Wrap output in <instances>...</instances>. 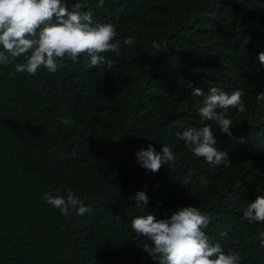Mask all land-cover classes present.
Listing matches in <instances>:
<instances>
[{
  "label": "trees",
  "instance_id": "16d2710c",
  "mask_svg": "<svg viewBox=\"0 0 264 264\" xmlns=\"http://www.w3.org/2000/svg\"><path fill=\"white\" fill-rule=\"evenodd\" d=\"M64 2L112 24L120 54H104L111 68L86 67L87 56L59 61L68 67L55 73L16 72L24 57L0 65V264H156L131 219L189 205L210 218L202 230L225 254L264 264V222L243 217L264 195V108L255 99L264 92V0ZM129 36L134 43L125 46ZM212 86L241 91L247 108L227 110L231 135L204 122L227 153L215 166L177 136L201 125L203 97L193 89ZM149 144L167 145L174 161L145 170L134 154ZM68 190L91 211L65 216L42 199ZM137 191L146 205L133 199Z\"/></svg>",
  "mask_w": 264,
  "mask_h": 264
},
{
  "label": "clouds",
  "instance_id": "9594fccd",
  "mask_svg": "<svg viewBox=\"0 0 264 264\" xmlns=\"http://www.w3.org/2000/svg\"><path fill=\"white\" fill-rule=\"evenodd\" d=\"M103 5L104 0H98V6ZM116 36L112 24L93 21L92 10H83L80 3L69 10L64 0H0V65L7 66L13 60L24 57V63L15 64L16 72L36 74L43 67L55 73L61 67H68L59 61L69 59L76 62L80 56L90 58L86 67L107 65L111 68L114 61L104 54H120V42H113ZM133 43L131 36L123 39L125 46ZM153 46L157 50L161 48L155 42ZM258 59L264 65V52L258 53ZM192 95L203 97L197 109L201 125L185 128L177 133L178 138L185 142L195 157L203 158L213 166L228 161L227 153L214 146L216 139L212 123L204 122H214L215 129L231 135L230 128L234 123L228 117L227 110L247 111L242 100L243 93L239 90L228 93L212 86L207 93L196 87ZM255 99L264 108V92H259ZM61 123L69 125L75 122L70 118H61ZM134 155L136 162L152 173L175 159L167 145H162L157 151L149 144ZM192 175V172L187 174L188 177ZM188 183L189 179L186 178L183 184ZM239 186L240 181L237 180L235 187ZM42 199L65 216L71 213L84 216L91 211L71 190L67 191L66 196L59 191L44 193ZM133 199L142 206L148 202L143 191H137ZM243 217L249 222H264V195H257L248 203ZM209 220L200 209L189 205L178 207L167 217L159 219L152 214L135 216L130 225L135 233L150 241L142 248L156 264H239L242 259L239 254H225L221 245L212 243L202 230ZM225 235L221 233V236ZM260 236L264 237V232ZM260 243L264 245V239Z\"/></svg>",
  "mask_w": 264,
  "mask_h": 264
}]
</instances>
